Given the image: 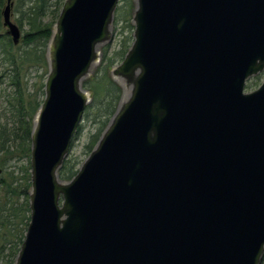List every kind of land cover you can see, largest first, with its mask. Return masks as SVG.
Instances as JSON below:
<instances>
[{"label": "water", "instance_id": "1", "mask_svg": "<svg viewBox=\"0 0 264 264\" xmlns=\"http://www.w3.org/2000/svg\"><path fill=\"white\" fill-rule=\"evenodd\" d=\"M117 4L66 0L54 26L15 264H261L264 80L244 87L264 75V0H137L114 71L133 79L131 97L77 175L58 181ZM12 5L2 24L18 45Z\"/></svg>", "mask_w": 264, "mask_h": 264}, {"label": "trees", "instance_id": "2", "mask_svg": "<svg viewBox=\"0 0 264 264\" xmlns=\"http://www.w3.org/2000/svg\"><path fill=\"white\" fill-rule=\"evenodd\" d=\"M56 1L52 7L50 0H16L15 5L13 0L11 15H14V23L21 31L19 44L13 45L2 24L6 0H0V86L5 85L0 90V264H15L30 222L34 118L45 97V81L49 72L46 46L66 0ZM129 1L120 0L124 6L116 7L114 11L116 22H122L127 16L125 22L130 33L129 37L126 35L121 39L120 50L113 53V60L121 62L133 43V3ZM48 15L52 20L44 23L43 19ZM20 45L26 49L21 50ZM34 64L42 67L43 72L31 88H22L23 68ZM7 88L12 89L11 93L5 92ZM86 88L92 92V102L84 112V120H92L96 125L87 146L92 152L117 111L121 91L112 79L102 75L94 78ZM81 130L80 125L76 133ZM78 170L74 163L64 161L58 177L70 182Z\"/></svg>", "mask_w": 264, "mask_h": 264}, {"label": "rangeland", "instance_id": "3", "mask_svg": "<svg viewBox=\"0 0 264 264\" xmlns=\"http://www.w3.org/2000/svg\"><path fill=\"white\" fill-rule=\"evenodd\" d=\"M130 1L133 3L132 4L133 7H131V15L133 17V14L135 13L137 9V0H130ZM15 2L16 0H14V5H15ZM56 2H57L56 0H50L49 4L53 7V5L56 4ZM122 6H124L123 2H120V0H118L117 7H122ZM125 8L128 10L129 6ZM11 20L13 23L15 22L14 15L11 16ZM43 20H44V23H49L51 22L52 19H51V16L48 15ZM126 20H127V16L124 17V20L122 22H119V21L116 22V20L114 19V13H113L112 19L108 26L107 38L104 41H102L100 44H98L97 52H96V59L94 60L95 63L89 69L88 74L81 80V88L82 90L86 92L87 98L89 100L86 108L92 102V92L88 88H86V86H88L89 83L94 78L100 75L107 76L108 78L112 79V81L120 88L121 92H120V99L117 104L118 105L117 109L121 108L124 104H126L131 97V94L133 91V79L123 78L120 75L119 76L114 75V71L121 64V61L117 59L113 60V53L119 51L121 48V41H122L121 39L125 38L126 35L128 37L130 36V33L128 32V28H127L128 23L125 22ZM132 25H133V22H132ZM55 33H56L55 27H53L52 37L46 46L45 57L47 60L48 70H49V58H50L49 48L51 47L52 38L55 35ZM20 48L21 50H24L26 49V46L20 45ZM42 72H43L42 67H39L36 64L25 66L23 68L22 75H21V82H22L21 87L28 88V89L31 88V85H33V83L38 79L37 78L38 75H41ZM263 80H264L263 73H260V74H257L251 77L246 82V85L244 87V93L248 94V93L256 91L259 88V86L262 84ZM4 87L5 85L0 86V90L4 89ZM11 91L12 89H9V88L5 90L6 93H11ZM34 121H35V118H34ZM80 125H81L82 130L81 132H79V134L76 133L74 135L73 139L71 140L67 155L63 159V162L70 161L74 163L76 165V169H80V167L86 162V160L91 155L92 153L91 149H89L87 146L90 144L89 143L90 137L96 129V125L93 124V121L84 120V116L82 118ZM58 181H60L61 184L67 183V182L60 180L59 177H58ZM14 202H15V199H14ZM263 262H264V251H263L262 259H261V263Z\"/></svg>", "mask_w": 264, "mask_h": 264}, {"label": "bare ground", "instance_id": "4", "mask_svg": "<svg viewBox=\"0 0 264 264\" xmlns=\"http://www.w3.org/2000/svg\"><path fill=\"white\" fill-rule=\"evenodd\" d=\"M95 63V61H93L92 65ZM86 97H87V94L85 93ZM87 99V98H86Z\"/></svg>", "mask_w": 264, "mask_h": 264}]
</instances>
